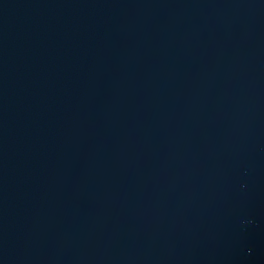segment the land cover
<instances>
[{"label":"water","instance_id":"1","mask_svg":"<svg viewBox=\"0 0 264 264\" xmlns=\"http://www.w3.org/2000/svg\"><path fill=\"white\" fill-rule=\"evenodd\" d=\"M0 264H264V0H0Z\"/></svg>","mask_w":264,"mask_h":264}]
</instances>
